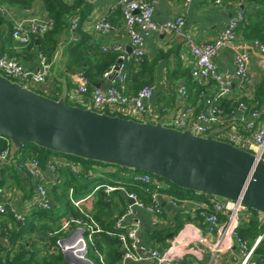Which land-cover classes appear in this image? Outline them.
Wrapping results in <instances>:
<instances>
[{
	"label": "crops",
	"instance_id": "1",
	"mask_svg": "<svg viewBox=\"0 0 264 264\" xmlns=\"http://www.w3.org/2000/svg\"><path fill=\"white\" fill-rule=\"evenodd\" d=\"M64 1L68 4L81 1V8H85V16L81 20L79 26L75 28L71 27L72 18L70 20V25H68V27H62L55 35L57 44L56 51L51 59L48 58L52 65L50 74L47 76L44 83L38 85L36 90L50 97L59 95L61 89L60 82L53 76V68L57 63V76L64 77L66 82L68 80L71 84L68 88L67 99L73 105L83 107L84 105L79 103L78 95L75 93L77 73L82 72L83 68L88 69L89 78L91 77L89 81L92 85L100 87L107 85L108 82L104 79L103 74H96V65L105 58L114 57L115 59L116 56L112 52H104L102 46L118 43L121 44L126 51L130 52L129 38L125 30L122 13L116 6V0ZM222 1L221 5H216L213 3V0H192L188 6H185L184 0H158L153 14V19L158 24L181 14L184 16V25L181 33L157 31L144 36L145 55L142 57L139 66H135L133 63H128L127 65L128 92H135L136 89L142 86L144 81H148L153 86V94L148 102L149 110L144 114V117L147 115L152 121H156L160 116L169 112L176 101L181 105L182 97L180 95V90L182 86L187 90L185 103L190 105H195L201 88L205 87L207 93L210 94L215 90L216 83L214 80H209L206 84H201L191 77L194 58L185 43L183 34L185 32L191 33L197 43L211 41L223 30L226 23L235 15L240 6L244 5L245 18L247 13L252 14L256 11L257 7L264 6V0H262L263 4L254 0ZM3 5L6 10L0 14V52L15 57L28 69H37L39 65L38 53L43 52L42 50H46L47 48L46 42L44 39L42 40L43 37H34L32 43L22 45L13 38L12 29L14 24L21 19L49 16L43 1L12 0L11 3H3ZM74 18L77 17L75 16ZM99 19H106L111 24V28L105 32L94 30L93 24ZM244 47L247 48L246 50L250 53V75L247 82L240 83L234 75V57L236 53L241 51ZM71 48H75L74 51H76L77 55L75 60L76 58H78V60L80 58V62L82 60V67L79 61H75L71 66H68ZM77 52H79V56ZM214 62L217 72L229 78L231 81L229 92L220 97L219 100L226 99L227 101L238 103V105L239 103H243L246 105L247 110L258 109L261 111L260 118H263L264 91L262 94L258 95L257 90L264 81V55L252 44V40L244 39L240 31L237 30L236 39L231 42V44L223 47L215 55ZM137 72H139V74ZM134 75H138V81L136 82L132 81ZM88 96L87 94L81 97V99L87 103ZM238 105H236L232 111L226 113H223L220 109L222 114L228 119L226 125H231L228 129L221 132L235 134L238 138V142L236 143L238 146L254 151L255 145L252 140V132L245 129L240 123L242 111L239 109ZM214 128L218 127H213L212 129ZM53 157L56 156L53 155ZM49 158L41 162V167L52 199V207L50 209H54L55 212H58L57 215L60 217H57L55 222L59 221L60 228L53 231L41 230L42 232L40 233L36 232V228H34L32 232L24 233L16 243H13L10 233L14 228L13 222L16 223L15 219L9 213H1L0 247H5L7 250L3 252L0 251V257L2 259L5 258V254L9 251L10 254L16 251L18 243L28 246L32 237L39 241L37 245L39 248H36L35 252L38 250L37 253L42 255L43 253L54 250V247L48 244L52 237L56 236L57 240H59L67 236L69 229L62 228V225L73 217L69 213L68 203L60 201L58 197H54L55 195L59 196L62 193H67L68 199L74 208L78 209V207L73 204V201H80L79 208L91 217L101 208L100 205H96L101 195L110 201V207L113 213L108 218H111V220L115 219L116 221L121 215L126 213L127 207L131 201L127 197L126 192L132 191L126 189L127 187L123 185L124 172H120L117 176V180H115L118 184H121V186H117L119 188L110 193H105L102 188H97L101 179L98 181H95V179L99 177L107 178L104 176L105 174L116 173L115 167L108 166L101 167V170H85L80 162L72 161L77 164L81 170L80 174H76L69 165L71 161L69 158L57 156L56 168L54 171H51L48 164ZM82 171L85 172L89 178L87 175L83 174ZM0 178L2 180L0 187L3 188L4 196L16 206L18 211H25L27 209L28 200L34 192L31 177L18 171L14 166L12 170H1ZM76 187H79V194L75 193ZM167 195L168 196L161 194L159 196V203L163 210L161 215L137 207L133 208L131 214L125 215L124 222L126 224L135 221L138 222V233L142 246H167L173 236L186 225L204 230L197 212L200 202L203 201L206 196L185 199L168 192ZM169 196L185 199V201L183 200L179 202L177 206H173ZM121 209L123 213L119 215L118 213ZM31 210H29V213ZM248 215L246 218L250 217L252 212ZM259 215L258 219L260 220L263 216ZM106 217L107 216L104 215L102 219ZM52 221L53 219L50 217L44 219L35 218L32 224L34 226L47 225ZM19 223L20 222H18V224ZM156 232H162L164 238L158 240L153 235ZM170 234H172V236H170ZM212 239L211 236H208V240ZM76 247L80 246L76 245ZM95 253L96 256L100 258V261L101 259L103 262L106 261L104 252L95 251ZM237 253L238 248L235 246L231 253L219 254L215 264H228L231 256L237 255ZM209 256L210 252L207 249L197 250L192 248L188 250L183 257L182 264H207ZM87 259L89 258L87 257ZM90 262L92 263L91 260ZM66 264H68L67 261ZM126 264L146 263L129 260Z\"/></svg>",
	"mask_w": 264,
	"mask_h": 264
},
{
	"label": "built area",
	"instance_id": "2",
	"mask_svg": "<svg viewBox=\"0 0 264 264\" xmlns=\"http://www.w3.org/2000/svg\"><path fill=\"white\" fill-rule=\"evenodd\" d=\"M191 2L192 0H184V5L188 6ZM222 2V0H213L216 5H221ZM157 3L158 0H116V6L122 13L125 30L129 38L130 52L118 43L102 46L104 52H112L116 56L108 70L103 73L104 79L108 82L105 88L92 85L83 72L77 73L75 93L78 95L79 103L84 105L83 107L91 103L93 109L97 111L108 110L125 118L144 119V114L149 110L148 102L153 94V86L146 84L135 92H128L127 65L133 63L135 66H139L142 57L145 55L144 36L157 31L181 33L184 25V16L181 14L158 24L153 19ZM5 10V6L0 4V14ZM244 19L245 8L242 5L226 23L223 30L211 41L197 43L191 33L185 32L183 34L185 43L194 58L191 77L201 84L214 80L216 87L212 94L207 93L205 87L201 88L195 105H190L185 103L187 90L182 86L180 90L182 104L179 105L172 119L165 120L167 126L182 129L190 122L194 134L205 135L213 127L226 125L228 119L222 114L216 102L229 92L231 81L217 72L214 57L223 47L236 39L238 26ZM52 26L53 20L49 16L25 18L14 24L12 36L20 44L28 45L34 37L43 36ZM76 26L77 18H73L71 27L75 28ZM93 28L96 31L105 32L111 28V24L106 19H99L94 22ZM252 44L264 55V43L252 40ZM246 49L244 47L234 57V75L240 83L247 82L250 75V53ZM38 57L39 65L37 69L32 70L24 67L15 57L0 52V73L36 90L38 85L45 82L52 66L45 53L39 52ZM87 94L89 96L86 103L81 97ZM238 107L242 111L240 123L245 129L252 132V140L255 145L253 152L264 158V117L260 118L261 111L258 109L247 110L243 103H239ZM216 136L237 145L238 138L235 134L219 132ZM1 137L4 136L0 135ZM4 139H6L7 146L0 151V166L7 161L9 156L10 141L6 137ZM56 158L57 156H52L48 160L51 171L56 168L58 160ZM13 163L18 171L31 177L34 192L28 200L27 209L18 211L16 206L4 196L3 188L0 187V214L9 213L16 221L22 222L29 210L33 208L49 210L52 207V199L46 185L41 162L36 156L17 161L13 159ZM69 165L76 174L80 173L81 170L77 164L70 161ZM132 180L134 183L153 187L150 193L151 202L146 204L138 199L134 192H126L127 197L131 200L126 213L114 222L112 231H106L109 235L116 236L120 242L122 253L118 264H126L129 260L145 262L146 264H182L183 257L192 248L207 249L210 252L207 264H215L219 254L231 253L235 246L238 248V253L231 256L228 264H258L264 261L262 255L255 253L256 247L264 239V229L255 236L251 244L243 239L237 231L241 222L248 219L246 217L251 212L250 208L244 205L240 199L229 200L210 195H206V198L200 202L199 208L197 207L200 223L204 230L186 225L173 236L167 246H142L138 233V222L126 224L124 222L125 215L131 214L134 207L161 215L163 210L159 203V196L161 194L168 196L165 191L167 183L148 172L134 173ZM97 188H102L105 193H110L119 187L102 184L98 185ZM169 197L173 206H177L183 200L185 201V199ZM73 204L78 207L86 219L71 218L67 220L62 228H67L71 223L78 226L66 237L57 240V243L61 247L60 243L64 239L66 243L73 241L79 229H82L80 239L83 246L79 253L82 252V255L86 257V242L92 243L94 234L101 232L102 228L90 215L79 208L80 201H73ZM208 236L213 239L208 240ZM66 248L71 249L73 247H67V245L64 246V249L61 247L62 251ZM101 262L104 264L102 259Z\"/></svg>",
	"mask_w": 264,
	"mask_h": 264
},
{
	"label": "water",
	"instance_id": "3",
	"mask_svg": "<svg viewBox=\"0 0 264 264\" xmlns=\"http://www.w3.org/2000/svg\"><path fill=\"white\" fill-rule=\"evenodd\" d=\"M56 70L57 63L53 68L61 87L57 98L0 73V135L10 141L6 164L23 144L33 143L54 152L148 172L198 193L240 199L263 215L259 226H264V158L217 138V133L231 125L205 135L194 134L190 122L182 129L167 126L165 120L174 117L178 101L156 121L147 115L136 120L97 111L91 103L85 107L69 104L66 79L57 76ZM65 243V239L60 243L62 249ZM63 252L68 264H91L82 252Z\"/></svg>",
	"mask_w": 264,
	"mask_h": 264
},
{
	"label": "trees",
	"instance_id": "4",
	"mask_svg": "<svg viewBox=\"0 0 264 264\" xmlns=\"http://www.w3.org/2000/svg\"><path fill=\"white\" fill-rule=\"evenodd\" d=\"M42 1L44 3V7L49 17L53 20L52 28L48 32H46L43 36H40V37H43L42 40L44 39V41L47 44L46 50H42V51L43 52L46 51L45 52L46 56L51 59L52 55L56 51V46H57L55 35L59 32V30L62 27H65V26L68 27V25H70V20L74 18L75 16L77 17V26H79L81 20L85 16V8L83 7L81 8V4H80L81 1L75 2L74 4H68L64 0H42ZM254 1L260 4H263L262 0H254ZM11 2L12 0H0V4L11 3ZM237 30L240 31L241 36L246 40H257L259 42L264 43V6L257 7L256 11L252 14L247 13L246 18L243 20V22L239 24ZM32 42H33V39H32ZM74 49L75 48L70 49V58H69L68 66H71L73 62L80 60V58L79 60L78 58H76L75 60V57H77V55ZM77 54L79 56V52H77ZM114 60H115L114 57L103 59L100 63H98V65H96V69H97L96 74L102 75L103 72L106 71L109 68V66L114 62ZM80 63H81L80 66L82 67L83 65L82 60ZM82 70H83L82 72L88 77V79H90L91 77L89 78L90 75L88 73L89 70L84 69V68ZM137 73L139 74V72ZM137 78H138V75H134L132 77L133 79L132 81L133 82L138 81ZM146 84H150V83L148 81H144L142 86ZM67 85H68V88L71 85L68 80H67ZM263 91H264V81L262 82L260 88L257 90L258 95L262 94ZM53 98H57V96ZM66 102L69 104H72L68 99H66ZM216 105L219 107V109L222 110L223 113H226V112L232 111V109L236 105H238V103L227 101L226 99L224 100L222 99V100H219V102L217 101ZM105 111L109 114H116L113 112H109L108 110H105ZM26 145L32 146L31 148H32L33 153L28 154L21 150L22 146H26ZM6 146H7L6 139H4V137H1L0 138V151L6 148ZM22 146H21V149L17 151L14 157V161L36 156L40 160V162H42V161L47 160L50 156L54 155V156L67 157L71 161L80 162L83 165L85 170H88V169L94 170L92 168L93 164L102 165L103 167H108V166L115 167L117 174L109 173L108 175H115L117 177L120 172H124L123 185L127 187L126 189L134 192L137 195L138 199H140L144 203L149 204L151 202L150 193L153 187L144 185V184L134 183V181L132 180V174L143 172L141 170H133L129 168L120 167L117 165H109L103 162L87 160V159H83V158L76 157L73 155L62 154L59 152H54L51 150L44 149L33 143H26V144H23ZM39 151H41L42 153H40ZM13 168H14L13 161L10 164L3 163L2 166H0V171L10 170V169L12 170ZM82 173L87 175L83 171ZM87 177L89 178L88 175ZM154 177H156L159 180L165 181L167 183V187L165 191L177 197L185 198V199H193L195 197L206 196V194L198 193L191 189L178 187L177 185L169 182L167 179H163L157 176H154ZM100 179H101V182L99 183V185L109 184L112 186H121V184H118V182H116L115 180H109L108 178H104V177H99L98 179L96 178L95 181H98ZM1 184H2V180L0 178V186ZM78 190H79V187H76V191H75L76 194H79ZM54 197H58L60 201L68 203L69 213L74 219H82V220L86 219L84 214H82L77 208H74V206L71 204V202L68 199L67 193L66 194L62 193L59 196L55 195ZM96 205H100L101 208L100 210H97L95 214H93L92 218L95 221H97L96 223H98V225L102 228V231L94 234L92 243L89 241L86 242L87 244L86 256L92 261V264H102V262L100 261V258L96 256L95 251L104 252L105 257H106V261L103 262L104 264H118L120 257H121V253H122L120 249V242L116 236L109 235L106 232V231L113 230L112 226L115 222V219L111 220V218H108L113 213L110 207V201L109 199L101 195ZM250 211L252 212V215L248 217V219L243 220L237 229L239 235L243 239L247 240L249 244H251L255 236L264 229V226L262 227L259 226V222H260L258 219L259 213H257L256 211L252 209H250ZM57 213L58 212H55L54 209H50V210H43L40 208L32 209L31 212L25 216L22 222H20L19 224H18L19 221H16V220H15L16 223L13 222L14 228L10 233L12 242L16 243L22 237L24 233L32 232L34 228H36V226L32 224L33 219L35 218L44 219V218L50 217L53 219L52 222H54L55 220H57L56 219L57 217H60L57 215ZM122 213H123V210L122 209L119 210L118 214L120 215ZM104 215L107 217L105 219H102ZM59 228H60V224L58 223L57 228L55 229H59ZM49 231H53L52 228ZM153 235L158 240H161L164 238V235L162 232H158V233L156 232ZM56 242H57V237L56 236L52 237L51 244H55L57 246L58 244H56ZM255 253L264 256V239L256 247ZM0 264H66V259H65V255L63 254L61 250L54 249L49 252H46L43 255H39L38 253L35 252V249L32 246H30V244L26 246L22 243H18V247L16 251H14L12 254H10V251H9L7 254H5L4 259L0 257ZM258 264H264V263L260 262Z\"/></svg>",
	"mask_w": 264,
	"mask_h": 264
},
{
	"label": "rangeland",
	"instance_id": "5",
	"mask_svg": "<svg viewBox=\"0 0 264 264\" xmlns=\"http://www.w3.org/2000/svg\"><path fill=\"white\" fill-rule=\"evenodd\" d=\"M32 146L31 145H26V146H22V151H24L25 153H33V151H32V148H31ZM40 153H42L41 151H39ZM39 153V154H40ZM101 167H103L102 165H98V164H93L92 165V168L93 169H96V170H101ZM105 177H107L109 180L110 179H112V180H117V177L115 176V175H108V174H105L104 175ZM84 183V182H83ZM125 188V187H124ZM95 214V213H94ZM66 217V216H65ZM58 223H59V221L58 222H51L50 224H45V225H36V229H35V231L36 232H38V233H40V232H42L41 230H43V231H49V230H51V228H52V230H54L55 228H57V225H58ZM49 226V227H48ZM77 226L78 225H75V224H70L67 228L69 229V231H68V234L69 233H71L73 230H75L76 228H77ZM46 228V229H45ZM50 228V229H49ZM67 234V235H68ZM64 235V234H63ZM64 236H66V235H64ZM38 243H39V241L38 240H36V239H34V237H32V239H31V242H30V246H32L34 249H36V248H39V246H37L38 245ZM51 247H54V249L55 250H61L62 251V249H60L61 247H59L58 245L56 246L55 244H51V241L48 243ZM56 244H58L57 242H56ZM1 249H0V251H4V250H6V248L4 247H0ZM3 248V249H2ZM7 251V250H6ZM37 252H38V250H37ZM36 252V253H37ZM63 252V251H62ZM43 254H45V253H43ZM42 254V255H43ZM63 254H64V252H63ZM39 257V256H38ZM66 259V258H65Z\"/></svg>",
	"mask_w": 264,
	"mask_h": 264
},
{
	"label": "bare ground",
	"instance_id": "6",
	"mask_svg": "<svg viewBox=\"0 0 264 264\" xmlns=\"http://www.w3.org/2000/svg\"><path fill=\"white\" fill-rule=\"evenodd\" d=\"M72 244V246H70ZM67 245V247H73V248H71V249H67L66 248V250L67 251H72L73 253H79V250L82 248V246H83V244H82V241H81V239H80V233L78 232L77 233V236L73 239V241H71V242H67L66 244H65V246ZM76 245H79L80 247H76Z\"/></svg>",
	"mask_w": 264,
	"mask_h": 264
}]
</instances>
